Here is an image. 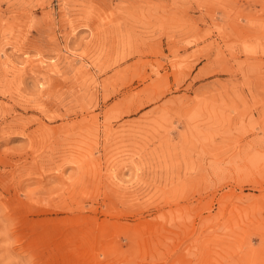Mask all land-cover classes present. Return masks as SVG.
<instances>
[{"label": "rangeland", "instance_id": "374dc122", "mask_svg": "<svg viewBox=\"0 0 264 264\" xmlns=\"http://www.w3.org/2000/svg\"><path fill=\"white\" fill-rule=\"evenodd\" d=\"M0 264H264V0H0Z\"/></svg>", "mask_w": 264, "mask_h": 264}]
</instances>
